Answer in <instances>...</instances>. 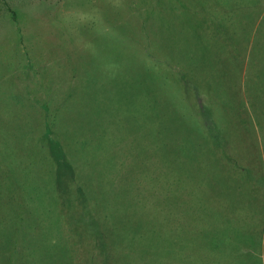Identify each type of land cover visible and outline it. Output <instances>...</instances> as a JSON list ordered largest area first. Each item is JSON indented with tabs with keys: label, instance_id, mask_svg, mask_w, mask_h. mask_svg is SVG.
<instances>
[{
	"label": "rangeland",
	"instance_id": "rangeland-1",
	"mask_svg": "<svg viewBox=\"0 0 264 264\" xmlns=\"http://www.w3.org/2000/svg\"><path fill=\"white\" fill-rule=\"evenodd\" d=\"M0 264H264V0H0Z\"/></svg>",
	"mask_w": 264,
	"mask_h": 264
},
{
	"label": "trees",
	"instance_id": "trees-1",
	"mask_svg": "<svg viewBox=\"0 0 264 264\" xmlns=\"http://www.w3.org/2000/svg\"><path fill=\"white\" fill-rule=\"evenodd\" d=\"M91 217H92V215H91ZM90 220H91V224H92L93 226L97 227L96 224H95V222H94L95 220H94L93 218L90 219ZM96 229H97V228H96Z\"/></svg>",
	"mask_w": 264,
	"mask_h": 264
}]
</instances>
